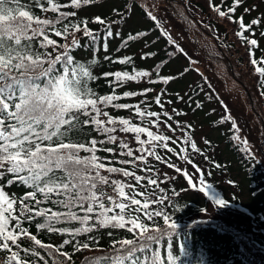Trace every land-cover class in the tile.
I'll use <instances>...</instances> for the list:
<instances>
[{
  "label": "snow or ice",
  "instance_id": "1",
  "mask_svg": "<svg viewBox=\"0 0 264 264\" xmlns=\"http://www.w3.org/2000/svg\"><path fill=\"white\" fill-rule=\"evenodd\" d=\"M207 2L219 18L237 26L234 36L247 47L250 63L264 78V67L257 66L264 58L257 60L254 52L264 14L246 20L245 14L256 8L250 5L237 16L245 0H231L226 7L227 0ZM96 6V0H0V264H49L48 257L51 264H77V254L86 251L100 254L84 255L80 264H178L180 255H187V244L177 243L180 226L173 215L181 206L176 199L191 190L220 209L230 206L208 181L212 170L196 163L195 157L212 169L222 165L198 146L191 123L174 118L185 113L166 109V103H173L164 100L166 88L153 87L168 85L175 77L163 75L160 65L143 70L132 56L110 54L111 39L123 41L119 52L146 33L125 37L116 19L80 15L85 7ZM111 11L124 20L118 8ZM157 25V40L166 36L174 51L183 52L158 21ZM259 35L264 37V31ZM78 49H89L91 59H77ZM100 51L104 62L130 66L131 71L125 67L96 75ZM155 55L145 52L141 59ZM101 78L110 89L106 94L92 86ZM130 82L149 87L124 90ZM259 83L264 98V79ZM188 100L193 102L191 96ZM224 108L220 124L231 122V139L240 141L241 129L227 105ZM118 110L128 115H114ZM203 143L211 146L207 138ZM243 144L241 151L255 159L248 140ZM153 162L183 176L187 187H163L177 176ZM208 222L194 220L186 227ZM105 233L110 238L107 248L101 245ZM53 236L58 243L51 241Z\"/></svg>",
  "mask_w": 264,
  "mask_h": 264
},
{
  "label": "trees",
  "instance_id": "2",
  "mask_svg": "<svg viewBox=\"0 0 264 264\" xmlns=\"http://www.w3.org/2000/svg\"><path fill=\"white\" fill-rule=\"evenodd\" d=\"M163 1L170 6L182 4L183 7L184 4L188 8L187 14L196 17L195 19L201 31L205 35L208 34L213 42L216 43L218 57L226 63L228 69L232 67L231 73L234 74L236 80L240 82L246 91L253 113L264 123V98L259 95L261 90L259 81L264 78H261L255 72V66L250 63L247 47L241 44L234 36V30L237 26L219 18L215 12L210 10L207 0ZM213 2L219 4L221 0H213ZM230 3L231 0H227L225 7L230 5ZM96 4V7H85L80 12V15L82 17L103 15L107 16L109 20L116 19L118 30L125 37L138 32L146 33L144 37L139 38L137 41L128 42L119 52L116 49L120 47L123 41L120 38L111 39L109 41L110 54L113 58L132 56L137 68L143 70H154L157 65H160L163 75L174 76L175 79L168 85L157 84L153 87L157 91L160 88H166L167 92L164 100L173 101L171 105L165 104L166 109L170 113L172 108L179 109L185 113V115L174 118L191 123L193 138L197 141L198 146L205 149L213 160L222 165L220 169H212L210 163L205 162L202 157H195L196 163L202 165L205 169L212 170L213 175L207 179L213 183L215 190L222 197L231 202L228 208L220 209L214 206L203 194L191 190L182 193L181 197L176 199V203L181 206V210L173 215V219L180 226L177 229L180 233L177 243L187 244V255L181 254L178 264H264V261L252 263L242 250V242L247 241L256 247L257 251L264 252V172L258 165L257 160L249 159L241 151L242 147L239 143L231 139L235 134L229 131L231 122L220 124V118L225 115V112L212 88L201 75L193 81L190 79V72L194 70L190 61L188 60L187 64L181 63L180 60L186 57L182 52L174 51V45L166 43V36L157 40L161 30L157 23L151 19L147 10L148 5L142 0H96ZM250 5H255L256 8L253 12L245 14L246 20H251L264 14V0H245L244 5L238 9L236 15L243 14L244 7ZM113 8H118L124 14V20H120L116 13L111 11ZM117 26H114V30ZM91 27L94 29L101 28V26L95 24L91 25ZM261 31H264V26H257L255 38L259 42V47L254 50L257 60L264 58V37L259 35ZM193 38H195L194 35ZM145 52L156 53V55L142 60L141 55ZM74 55L77 59L86 62L91 59L92 52L89 49H78L74 52ZM97 55L100 63L94 67L96 75H100L104 71L125 67L131 71L130 66L113 65L104 62L103 56L105 53L102 51ZM257 66L264 67V64ZM92 86L100 94H106L110 91L103 78L95 81ZM143 87H149V85L130 82L129 86L124 90L136 91ZM178 96H184L185 100L180 101L177 98ZM189 96L192 97L193 102H189ZM136 99H139V97ZM122 102L134 103L135 100ZM195 102H199L201 106L196 107ZM153 110L160 111L155 105H153ZM113 114L127 116L128 112L118 110L113 112ZM202 125L208 126L210 132L214 134L213 136L207 135L209 137H205L211 141V146H205L204 143L197 139L196 129ZM133 146L135 147V145ZM99 154L107 155L106 153ZM82 155L86 154L82 153ZM173 160L175 161V157H173ZM176 162L179 163V161ZM180 166L183 167L184 165L181 164ZM156 167L162 168L169 175L177 176L175 181L171 184L162 185L163 187H175L177 190L187 187V182L183 176L158 163H156ZM187 167L190 171H194L190 165ZM104 174L107 175V173ZM114 178L122 179L119 176ZM229 180L234 181L235 185L229 184ZM12 191L21 192V188L13 187ZM201 209H206V211H201ZM194 220L209 222L200 224L198 227H186L191 225ZM31 230L35 233V225L31 226ZM121 234L130 235L127 233ZM185 234H187V239H185ZM41 238L45 242H49L47 236L41 235ZM109 239L105 233L101 237V245L107 248ZM51 241L58 243L59 238L53 236ZM177 251L179 252V249ZM99 254V252L87 251L83 255L78 253L79 260L77 264H80L84 255ZM56 258L62 259L58 255ZM48 259L49 264H51L52 258L48 257Z\"/></svg>",
  "mask_w": 264,
  "mask_h": 264
},
{
  "label": "rangeland",
  "instance_id": "3",
  "mask_svg": "<svg viewBox=\"0 0 264 264\" xmlns=\"http://www.w3.org/2000/svg\"><path fill=\"white\" fill-rule=\"evenodd\" d=\"M142 1L148 5L149 13L157 17L159 25H162L163 29L184 50L182 53L186 58H182L180 61L184 64H187L188 60L190 61L194 69L190 72V79L193 81L201 75L206 79L218 101L222 104L225 114L224 105H227V110L230 111L231 116L237 121L241 129L239 133L241 139L236 142L243 148V140H248L249 145L256 152L255 159L264 172V147H261L264 146V123L253 113L246 91L231 73L232 67L228 69L226 63L218 57L216 43L208 34L205 35L201 31L196 17L187 14L188 8L184 4L182 7V4L170 6L165 4L163 0ZM180 14L181 16H179ZM157 21L155 22L157 23ZM207 135H214L208 126L197 127L196 136L201 143L205 137H209ZM242 250L252 263L264 261V252L257 251L256 247L247 241L242 242Z\"/></svg>",
  "mask_w": 264,
  "mask_h": 264
}]
</instances>
